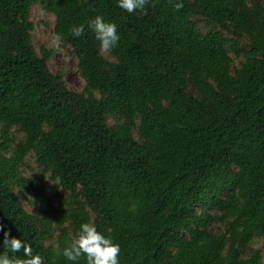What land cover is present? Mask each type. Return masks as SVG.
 I'll return each mask as SVG.
<instances>
[{"label": "trees", "instance_id": "obj_1", "mask_svg": "<svg viewBox=\"0 0 264 264\" xmlns=\"http://www.w3.org/2000/svg\"><path fill=\"white\" fill-rule=\"evenodd\" d=\"M35 6L79 90L36 47ZM97 15L121 37L109 54ZM85 222L120 264H262L264 0H150L146 14L0 0V224L45 264H72L62 250Z\"/></svg>", "mask_w": 264, "mask_h": 264}, {"label": "clouds", "instance_id": "obj_2", "mask_svg": "<svg viewBox=\"0 0 264 264\" xmlns=\"http://www.w3.org/2000/svg\"><path fill=\"white\" fill-rule=\"evenodd\" d=\"M150 0H117V6L128 14H146ZM154 6V5H153ZM175 10L184 7L182 2L174 5ZM88 27L95 33L96 39L100 42L99 51L101 54H109L115 49L121 39L114 23L106 22L103 16L97 15L93 18ZM85 25H73L71 34L75 37L84 35ZM62 37L55 35L51 39V45L58 52L61 48ZM0 232L3 238L0 240V247L5 248L0 254V264H45L44 257L39 253L34 254L31 244L11 236L9 231L4 230L0 224ZM22 257L9 255L8 253H21ZM120 245L114 243L110 237L99 232L93 223L85 222L80 225L76 237L62 250V255L72 264H79L81 260L85 264H120Z\"/></svg>", "mask_w": 264, "mask_h": 264}, {"label": "rangeland", "instance_id": "obj_3", "mask_svg": "<svg viewBox=\"0 0 264 264\" xmlns=\"http://www.w3.org/2000/svg\"><path fill=\"white\" fill-rule=\"evenodd\" d=\"M32 16L37 22L36 29L34 31V43L36 47L39 48L40 46L45 45L49 48H53L55 50V54L50 61L51 68L54 70H65V76L69 86L74 90H79L83 85V81L76 67L77 60L70 54V48L61 45L62 51L58 52L56 48L51 45V39L54 37L53 28L51 27L53 22L52 16L48 15L40 6H35L33 8ZM28 208L32 210L31 207ZM255 246L262 250V264H264V240L257 239Z\"/></svg>", "mask_w": 264, "mask_h": 264}]
</instances>
